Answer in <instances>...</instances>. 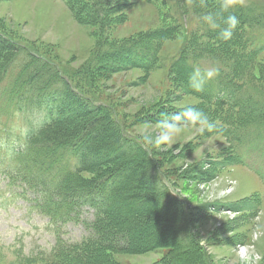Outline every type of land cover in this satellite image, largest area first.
Here are the masks:
<instances>
[{"label": "rangeland", "instance_id": "rangeland-1", "mask_svg": "<svg viewBox=\"0 0 264 264\" xmlns=\"http://www.w3.org/2000/svg\"><path fill=\"white\" fill-rule=\"evenodd\" d=\"M243 3L250 14L264 17V0ZM220 5L221 0H207L204 9L199 0H0V264H264V54L250 64L247 52L235 44L243 40L226 45L211 37L212 29L197 17L219 12ZM177 26L191 33L190 39ZM125 48L151 50L159 61L144 72L128 57H117ZM183 55L201 68L223 66L241 83L232 101L192 91L178 66ZM32 63L38 73L28 70ZM47 63L52 66H42ZM41 72L51 77L41 78ZM30 75L47 85L38 81V86ZM69 83L79 95L72 94ZM27 97L64 100L65 105H55L68 113L62 115L66 124L54 133L77 130L69 152H83L73 140L87 142L98 134L93 147L101 150L86 159L92 162L87 172H77L78 156H66L64 175L70 183L100 185L121 177V190L129 177L138 181L141 188L114 207L112 221L118 220L104 230L106 239L99 233L104 245H112L115 229L135 225L125 250L120 241L112 247L116 251L70 249L68 244L84 234L74 225L67 228L65 243L56 242L55 222L37 216L20 199L34 194L23 177H39L29 164L19 174V196H10L3 173L16 186L18 176L7 170L15 164L7 147L13 141L17 146L19 139L28 146V135L48 116ZM248 104L252 110L245 108ZM186 107L203 110L215 125L212 131L190 125L165 146L142 142L145 128L159 134L162 114ZM130 135L144 149L128 142Z\"/></svg>", "mask_w": 264, "mask_h": 264}, {"label": "trees", "instance_id": "trees-1", "mask_svg": "<svg viewBox=\"0 0 264 264\" xmlns=\"http://www.w3.org/2000/svg\"><path fill=\"white\" fill-rule=\"evenodd\" d=\"M233 14L237 15V17L240 20V23L242 25V32H235L232 41L238 40L242 41L243 43H235L239 46H241L242 50L246 51L247 54L245 56V59L247 63H256L257 61H261L262 55L264 53V32L256 31L254 32V29L263 26V16L262 14L253 15L250 14L249 11L243 7L236 6L231 10ZM179 30H181V34L186 33L187 38L191 36V33L182 31V29L177 26ZM176 27V28H177ZM242 33V38L238 37ZM190 34V35H189ZM211 37H213L216 40H219L220 42L223 41L217 37L219 36V29L212 30L210 32ZM160 37V36H159ZM166 35L164 36L165 39ZM188 39V40H189ZM187 40V42H188ZM186 42V43H187ZM226 43V45H229V41H223ZM184 43V44H186ZM190 44V43H189ZM189 44L187 43V48H189ZM234 45V43H232ZM235 46V45H234ZM185 50V48H184ZM120 60H124L128 57V62L137 69H141L144 72H148L150 68H154L157 62L159 61V58L156 56V53L143 49L136 51L135 49H122L118 52L117 56ZM134 57H136L137 61L134 62ZM191 57L183 55L182 62L178 64V66L186 73V75L189 77L192 70L197 67L189 60ZM235 62H241V58L237 59L234 58ZM46 64H43L44 67ZM203 64H200L199 66H202ZM245 64H242L240 67H242ZM31 66L28 70H32L37 72L36 65L30 64ZM47 66V65H46ZM50 68V67H49ZM221 74L223 77V80L221 83H226V85L234 91L235 88H238V84H241L239 82H236L235 80L228 77V74H225V69L223 66L221 67ZM36 76V73H35ZM34 75H30L28 77H34V81L38 84V81L35 78ZM39 76L41 78H49L51 77V74L49 72H41L39 73ZM42 84L47 85L45 80L40 81ZM39 86V84H38ZM192 89V88H191ZM229 89V90H230ZM192 91H194L192 89ZM228 91V89H227ZM195 92V91H194ZM203 95L209 96V97H215L220 100H225L226 98H218L217 95H215L214 91L210 87H206L203 92H201ZM236 94V92L234 91ZM58 99V98H57ZM242 103L245 104V100L242 98L240 100ZM58 102H62L60 99H58ZM64 105L65 103L62 102ZM66 107V106H65ZM247 109H251L252 107L248 105L245 106ZM252 110V109H251ZM95 111V110H94ZM62 115H68V113H61L59 115L58 120H53L50 124L44 126L43 128L39 129L36 133H34L31 137H29V145L27 154L30 158H35L36 161L41 160H50V156H64L66 154H72V156H78V162L79 165L76 167L77 172H87L89 168L92 166V162H87L86 159L89 158V156H92L93 158L97 154L96 152H100L101 148L93 147L98 142L99 136L98 134H94L92 136V139H90L87 142H83V138H78L76 141L81 144V149L83 152L80 151L76 152V149H73V153L69 152V146L71 143V138L74 136V134L77 133V130L71 131H59L55 132V128H57L60 125H65L66 123L63 122ZM76 136V135H75ZM74 136V137H75ZM50 146V147H49ZM101 147V145H99ZM135 166V165H134ZM137 166V165H136ZM141 167V166H139ZM127 171L130 172V169H127ZM73 180L77 181L76 175H71ZM140 177H143L141 175ZM121 177L114 178L110 183H101L99 184H91V183H77L78 185H74L70 183V181L67 179V174L60 177L55 178L51 183V196H45L42 195V202H43V208L41 210L42 214L46 216L49 215L52 218L58 219L59 222L56 223L59 226H64L69 222H75V224H81L84 225L87 232H89L88 237L85 238L80 244L81 246H84V249H89L92 247H98L97 249H100V246L107 247L108 251H116V248H112L115 244H117L118 241L122 243L121 249L125 250L127 246L130 245L132 242V238L134 237V234L136 235L135 225L133 226V229L126 230L127 228L123 229L119 227L118 229H115L116 236L114 237V244H107L104 245V243L101 242V236L99 235L100 231L103 234L104 230L107 228H110L113 226V223L117 224V220L113 222L114 220L113 213H114V207L116 204H119L123 202L121 199L129 198L127 195L128 192H131V190L134 189H140L141 186L138 184V181H133L130 179H127L124 184V188L119 190L121 187ZM121 194H124L121 196ZM125 197V198H122ZM120 199V200H119ZM50 203V204H48ZM48 204V206H46ZM45 208V209H44ZM88 208L89 211H86ZM92 219H85V216L83 214L86 212L92 211ZM46 213V214H45ZM134 222V219H133ZM92 225V226H91ZM121 225V223H119ZM118 225V226H119ZM89 230V231H88ZM131 231V232H130ZM106 239V236L103 235ZM80 245L73 246L72 248H79ZM70 248V249H72ZM176 264V262L167 261L161 264Z\"/></svg>", "mask_w": 264, "mask_h": 264}, {"label": "clouds", "instance_id": "clouds-1", "mask_svg": "<svg viewBox=\"0 0 264 264\" xmlns=\"http://www.w3.org/2000/svg\"><path fill=\"white\" fill-rule=\"evenodd\" d=\"M237 3H243V0H221L219 12H203L197 20L203 22L209 29H219L218 38L223 41H229L233 38L235 32L239 29L240 20L237 15L231 11ZM202 9L207 8V0H199ZM226 14V15H224ZM219 76V69L215 66L201 68L195 67L188 77L189 86L195 92H203L207 85ZM197 126L201 129L212 131L215 127L209 116L201 109L186 107L174 114H162L157 121L160 128L158 135L153 136L148 128L142 133V142L154 148H159L170 144L178 137L188 126Z\"/></svg>", "mask_w": 264, "mask_h": 264}]
</instances>
